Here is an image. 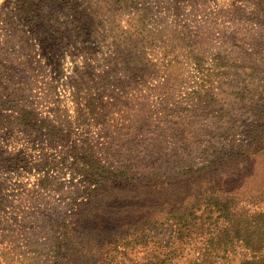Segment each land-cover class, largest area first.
Returning a JSON list of instances; mask_svg holds the SVG:
<instances>
[{"label": "rangeland", "instance_id": "374dc122", "mask_svg": "<svg viewBox=\"0 0 264 264\" xmlns=\"http://www.w3.org/2000/svg\"><path fill=\"white\" fill-rule=\"evenodd\" d=\"M17 1L0 0L3 83L42 117L63 128L72 122L71 142L85 130L75 124L74 101L100 93L107 123L90 120L91 136L115 135L119 151L110 159L138 174L207 163L238 145L264 106V0H27L24 11ZM10 132L0 130V147L38 153L28 136ZM56 146L48 153L60 158L66 146ZM40 175L0 170V264L53 262L51 222L65 215L69 198L38 188ZM168 240L151 237L123 261L160 254Z\"/></svg>", "mask_w": 264, "mask_h": 264}, {"label": "trees", "instance_id": "16d2710c", "mask_svg": "<svg viewBox=\"0 0 264 264\" xmlns=\"http://www.w3.org/2000/svg\"><path fill=\"white\" fill-rule=\"evenodd\" d=\"M18 4L32 7L27 0ZM30 12L39 22L42 15ZM2 76L0 71V130L10 135L18 129L38 153L31 158L0 147V170L35 169L41 174L38 188L65 191L69 198L65 215L51 222L52 264H128L123 261L128 250L146 246L151 237L160 243L166 233L169 240L160 244V254L132 264H175L183 255L185 264H264L263 105L249 119L240 143L207 163H188L167 176L138 174L110 159L119 151L115 135L108 133L105 141L91 136L90 120L107 123L108 101L100 93L74 101L75 124L85 130L83 138L71 142L77 133L72 122L63 128L49 115L42 117ZM57 142L66 146L60 158L48 153ZM256 156H262L258 162ZM4 205L0 198V209Z\"/></svg>", "mask_w": 264, "mask_h": 264}]
</instances>
